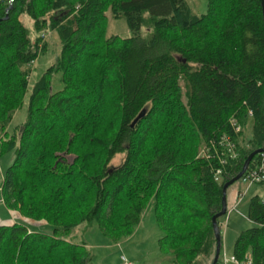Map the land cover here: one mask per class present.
I'll return each mask as SVG.
<instances>
[{
  "label": "trees",
  "instance_id": "trees-1",
  "mask_svg": "<svg viewBox=\"0 0 264 264\" xmlns=\"http://www.w3.org/2000/svg\"><path fill=\"white\" fill-rule=\"evenodd\" d=\"M9 4L0 0V155L15 156L1 195L7 208L47 221L53 231L0 224V264H91L89 250L69 233L94 222L119 242L148 205L162 232L158 248L172 264H210L211 217L219 211L221 187L250 152L264 149L260 0H206L199 15L186 0ZM107 11L125 18L129 37H107ZM22 14L32 20L34 39ZM48 30L57 32L60 53L34 82L26 116L9 133ZM56 73L62 88L52 91ZM232 117L237 133L228 123ZM221 136L236 153L221 155L222 165L214 151ZM204 146L207 157L199 153ZM117 154L124 157L113 166ZM246 218L252 226L238 233L232 254L249 253L251 264H264L263 198H249Z\"/></svg>",
  "mask_w": 264,
  "mask_h": 264
},
{
  "label": "rangeland",
  "instance_id": "rangeland-1",
  "mask_svg": "<svg viewBox=\"0 0 264 264\" xmlns=\"http://www.w3.org/2000/svg\"><path fill=\"white\" fill-rule=\"evenodd\" d=\"M186 3L191 12L196 15L205 12L206 0H186ZM106 14L108 17L106 28L107 37L116 35L121 38H127L131 35L124 17L114 18L110 11H107ZM21 22L27 27L31 39H34L36 32L34 31L32 20L26 14H22ZM141 33H145L144 28H141ZM41 40V43L45 42L46 49L32 63L25 103L15 112L8 129L9 133H13L16 127L22 124L26 116L28 96L34 82L41 77L48 66L55 62L60 53L61 43L56 31H46L42 34ZM51 83L52 91H57L62 88L59 73L53 75ZM180 84L182 85V83ZM248 124L244 128L245 138L250 136ZM14 156L13 151L0 155V184L4 172L12 163ZM123 157V154H117L112 159L111 165H118ZM239 193L242 194L241 197H239ZM254 195H257L261 200L264 197V188L260 185H250L247 187V184L240 179L226 187L225 201L227 212L218 220L220 225L221 252H224L226 256L231 255L232 243L238 233L252 226V223L246 218V211L249 198ZM1 197L2 195L0 193ZM6 207L3 202H0L1 217H4V214L6 215ZM7 218L6 215V220H8ZM27 219L26 221L23 219L17 221L26 223L33 231L52 233L53 225L51 223L43 220L35 221L29 218ZM161 234L162 232L155 222L153 211L148 209L141 215L140 221L133 229L132 234L119 242H113L108 239L94 222L80 224L67 237L75 243L85 245L92 255L91 264H123L122 257L129 264H172L170 256L160 252L158 248L157 239Z\"/></svg>",
  "mask_w": 264,
  "mask_h": 264
},
{
  "label": "built area",
  "instance_id": "built-area-1",
  "mask_svg": "<svg viewBox=\"0 0 264 264\" xmlns=\"http://www.w3.org/2000/svg\"><path fill=\"white\" fill-rule=\"evenodd\" d=\"M250 113V112H248ZM229 126L233 133H237L239 131V125L237 121L234 118H231L229 121ZM217 146H219V151L221 155L227 156L229 158H234L236 156L235 150H234V143L226 136H221L217 142ZM209 147L215 148V145L212 144L211 141H209ZM209 147L204 146L200 151V155L208 156L209 155ZM216 152V150H214ZM258 155V159L256 160V163L254 167L247 168L244 173L241 175L240 180L247 184V186L250 185H260L264 188V152H261ZM225 161V157L223 156L218 158V162L220 165H222ZM220 169L215 170L214 176L219 175ZM1 185H0V193H1ZM242 194H239V197H241ZM264 199V197H263ZM1 202H3V199L1 198ZM123 264H129V262L122 257ZM216 264H251V257L249 253H245L241 259L236 258L233 254L226 256L224 252H220L217 258Z\"/></svg>",
  "mask_w": 264,
  "mask_h": 264
},
{
  "label": "water",
  "instance_id": "water-1",
  "mask_svg": "<svg viewBox=\"0 0 264 264\" xmlns=\"http://www.w3.org/2000/svg\"><path fill=\"white\" fill-rule=\"evenodd\" d=\"M10 4L9 7H11V2H13L14 0H9ZM260 7H261V14H262V19L264 21V0H260ZM143 111L140 112V114H138L132 121V123H134L142 114ZM264 152V149H255L252 152H250L247 157L244 159L242 165H241V169L240 171L233 176L232 178H230L229 180H227L225 183H223L222 187H221V197H220V208L219 211L216 212L214 215H212L211 217V225H212V230H213V234H214V240H215V246H214V251H213V257L211 259L210 264H216L217 258H218V254H219V250H220V234H219V227H218V223H217V219L220 218L221 216H223L226 212V201H225V190L226 187L230 184H232L234 181L238 180L240 178V176L243 174V172L247 169L248 164L250 162V160L258 153Z\"/></svg>",
  "mask_w": 264,
  "mask_h": 264
},
{
  "label": "crops",
  "instance_id": "crops-1",
  "mask_svg": "<svg viewBox=\"0 0 264 264\" xmlns=\"http://www.w3.org/2000/svg\"><path fill=\"white\" fill-rule=\"evenodd\" d=\"M1 185V184H0ZM248 187V186H247ZM2 198V197H1ZM1 198H0V202H1ZM7 208V207H6ZM148 209H150V210H152V208H151V206H147L146 208H145V210H148ZM233 209V208H232ZM144 210V211H145ZM143 211V212H144ZM7 213H6V215H7V219L8 220H6V215L4 214V217H1L0 216V224H3V223H11V222H15V221H17V220H20V219H23L24 221H26V220H28L27 218H25V217H23L17 210H13V209H9V208H7V211H6ZM143 214V213H142ZM18 222H20V221H18ZM31 222H33V221H31ZM138 225V224H137ZM136 225V226H137ZM30 229V228H29ZM31 230V229H30ZM233 244V243H232ZM231 254H232V250H231Z\"/></svg>",
  "mask_w": 264,
  "mask_h": 264
},
{
  "label": "bare ground",
  "instance_id": "bare-ground-1",
  "mask_svg": "<svg viewBox=\"0 0 264 264\" xmlns=\"http://www.w3.org/2000/svg\"><path fill=\"white\" fill-rule=\"evenodd\" d=\"M233 118V117H232ZM218 150H216V152H215V155L217 156V158H219L220 156H221V153H220V151L219 152H217ZM259 154V153H258ZM257 155V154H256ZM244 173V172H243ZM241 177V176H240ZM240 179V178H239ZM240 194V193H239ZM226 212H227V210H226ZM226 212H225V214H226ZM224 214V215H225ZM223 215V216H224ZM222 217V216H221ZM219 227V226H218ZM219 234H220V232H219ZM220 238H221V236H220ZM219 253H220V250H219ZM219 255V254H218ZM217 262V261H216Z\"/></svg>",
  "mask_w": 264,
  "mask_h": 264
}]
</instances>
